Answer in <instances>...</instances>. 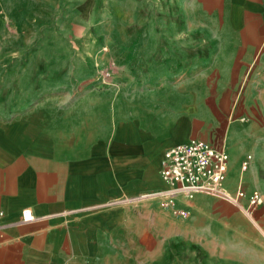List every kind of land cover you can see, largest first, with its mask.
<instances>
[{"label":"crops","instance_id":"obj_1","mask_svg":"<svg viewBox=\"0 0 264 264\" xmlns=\"http://www.w3.org/2000/svg\"><path fill=\"white\" fill-rule=\"evenodd\" d=\"M179 4L164 41L120 34L101 61L74 64L84 89L39 95L30 71L0 83V264H264L241 206L169 197L159 167L192 139L224 149L227 190L257 189L263 219L264 0ZM116 55L108 76L92 74Z\"/></svg>","mask_w":264,"mask_h":264},{"label":"rangeland","instance_id":"obj_2","mask_svg":"<svg viewBox=\"0 0 264 264\" xmlns=\"http://www.w3.org/2000/svg\"><path fill=\"white\" fill-rule=\"evenodd\" d=\"M179 1L0 0V83L6 75L18 81L30 71V87L39 95L84 89L88 74L75 76L74 64H86L91 51L101 61L105 52L114 50L120 34L127 45L151 36L153 41H164L165 23L179 13ZM116 58L110 56L92 74L108 76L117 67ZM87 64L92 69L91 61ZM245 216L264 233V217L260 220L255 210Z\"/></svg>","mask_w":264,"mask_h":264},{"label":"built area","instance_id":"obj_3","mask_svg":"<svg viewBox=\"0 0 264 264\" xmlns=\"http://www.w3.org/2000/svg\"><path fill=\"white\" fill-rule=\"evenodd\" d=\"M249 165V158L241 162V171ZM228 154L224 149L215 148L201 140H189L175 144L164 150L160 162V172L167 184L169 197L183 194L191 197L197 192L205 193L233 202L251 214L263 202L262 194L253 189L249 194L238 186L234 193L226 188ZM246 198V205L240 203ZM172 203V202H170ZM177 216H186V211H175ZM24 220L32 218L30 210L22 212Z\"/></svg>","mask_w":264,"mask_h":264}]
</instances>
